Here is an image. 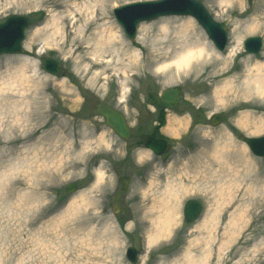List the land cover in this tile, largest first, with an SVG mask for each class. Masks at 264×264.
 <instances>
[{
  "label": "rangeland",
  "instance_id": "rangeland-1",
  "mask_svg": "<svg viewBox=\"0 0 264 264\" xmlns=\"http://www.w3.org/2000/svg\"><path fill=\"white\" fill-rule=\"evenodd\" d=\"M76 1L74 6L71 0H0V23L12 16L30 23L23 54L0 57V264H130L127 247L139 252L136 264H264V159L255 158L246 145L248 138L264 136V127L252 133L239 123L244 114L264 121V96L254 105L234 96L222 104L204 98L215 85H239L247 70L254 74L255 64L264 66V0H195L228 31V45L223 53L217 51L192 19L191 42L208 43L220 62L212 56L198 71L195 61L193 75L184 71L173 79L166 75L173 67L157 68L172 57L165 54L179 40L175 28L190 18L142 23L139 27L148 28L143 41L136 36L131 42L113 10L157 0ZM84 5L92 8L81 20L95 17L101 24L108 19L119 32L112 48L123 64L87 69L79 62V23L68 38L51 34L65 20L72 26L68 18L77 21L74 12ZM167 23L164 37L159 29ZM251 37L263 39L255 56L242 49ZM47 58L60 64L63 76L42 71ZM26 60L33 83L22 95L21 88L9 86L13 81L8 71L13 69L8 68ZM130 63L136 67L125 76L112 70ZM172 88L181 90L179 106L159 119L147 118L153 109L145 102L147 95ZM15 103L20 108L12 111ZM99 105L123 113L131 131L128 141L105 126L97 114ZM212 115L220 117L216 128L209 125ZM151 131L168 139L167 155L155 158L143 149L139 137ZM245 157L253 168L241 163ZM122 176L131 181L120 201L119 210L125 209L120 215L112 207ZM71 183L76 189L66 193ZM168 185L175 193H185L179 196L170 233L151 244L153 201L168 197ZM189 200L200 202L203 212L187 226L183 206Z\"/></svg>",
  "mask_w": 264,
  "mask_h": 264
},
{
  "label": "bare ground",
  "instance_id": "bare-ground-1",
  "mask_svg": "<svg viewBox=\"0 0 264 264\" xmlns=\"http://www.w3.org/2000/svg\"><path fill=\"white\" fill-rule=\"evenodd\" d=\"M72 4L76 6V0H71ZM104 4H108L110 0H102ZM100 1V2H102ZM98 7V6H97ZM105 7V5H104ZM91 6L84 5L81 9H77L74 13H78V20L74 21V17L70 16L68 20H71L72 26H69L67 23V20L63 22V27H56L53 29L55 31L54 33H51L52 35L60 34L64 35L66 34V38L70 36L69 30H72L74 26L79 23L81 26L78 27L76 31V35H78V43L75 44L76 52L79 53L77 59L79 62L85 63V67L87 69L89 68H102L103 66H107L110 68L111 66H114L115 68L121 64H123V59L120 58L119 53L112 48L113 42H117L118 38L116 35L119 33L117 30H114L113 26L108 23V19H105L104 23H99L100 21L95 18L91 17L90 19H84L81 20V17L83 13L88 12V15L90 14L89 11H91ZM94 14V12H91V15ZM97 17V16H96ZM104 18H107L106 15H104ZM170 18V17H168ZM165 19V18H164ZM195 21V20H194ZM59 25V23H58ZM71 25V24H70ZM148 28L145 25H142L138 29V35L137 40L143 41L144 32H146ZM254 30V29H253ZM159 32L163 34L164 37H166L167 33L169 32L168 23L160 26ZM175 34L178 36V41H175V46H171L169 48L170 54H165V57H169L168 55L172 54V57L168 60V63L164 62L158 70L165 71L169 66L173 67L172 70L174 72L172 74L168 73L166 74L170 78H174L178 73L180 72H188L189 74L193 75L195 73L193 63L195 61L196 65L198 64V71H203L205 67L202 66V63L206 61L207 59H210L212 56L215 57V62H220V55H217L214 50L209 46L208 43H193L191 42V32H194L193 25H192V18L188 19L186 22L179 25L177 28H175ZM121 40V38H119ZM183 39V40H182ZM52 41V38L49 36L46 43ZM121 42V41H120ZM45 43V42H44ZM45 43V44H46ZM133 60H137L138 58V52H134ZM205 64V63H204ZM32 65V64H31ZM205 66V65H204ZM136 66L132 67L131 63L125 68L122 69H112L113 72H121L123 76L127 74V69L135 68ZM254 68V74L251 73V70H247V74L243 75L241 78V83L237 85V81H227L221 88L217 85L214 86V89L212 91L211 95H206L205 99L214 98V102L222 104L225 101L229 100V97H241L244 101L246 100V103H243L245 105H254L256 100H260L262 96H264V66L255 64L253 66ZM9 70L13 69V72L8 71V79L9 81H13L10 87H19L22 89V95L24 93H29L30 91V83H33L30 79V76H28L29 70V62L26 60L22 63L18 64V66H15L12 68L11 66L8 68ZM111 70V71H112ZM37 75V74H34ZM213 76H215V73L212 71ZM177 90V89H176ZM19 92V91H17ZM231 93L232 95H229ZM208 96V97H207ZM27 102L31 100V96L27 95ZM15 107H13L11 110L13 111L15 108H20L19 103L13 104ZM1 106V103H0ZM258 122V128L256 127ZM240 126L251 130L252 133L254 132H261V129L264 127V121L261 118H255L251 114H244L241 117L240 120ZM259 132V133H260ZM241 163L245 167L253 168L254 163L249 160V158L245 157L241 160ZM45 165H42V172ZM223 168V167H222ZM44 174V173H43ZM184 175V174H183ZM183 175H179L178 181L181 183V180ZM101 178L98 174L97 181L100 182ZM167 193L169 194L168 197L159 198L158 200H154V208H152L151 217L150 218V234H149V243H154L155 241H158L160 239H163L166 235L170 233V229L174 226L176 222V216H177V205L179 201V196L182 193L180 191L178 193H175L173 185L166 187Z\"/></svg>",
  "mask_w": 264,
  "mask_h": 264
},
{
  "label": "water",
  "instance_id": "water-1",
  "mask_svg": "<svg viewBox=\"0 0 264 264\" xmlns=\"http://www.w3.org/2000/svg\"><path fill=\"white\" fill-rule=\"evenodd\" d=\"M169 16H184L193 18L206 32L208 38L213 42L219 51H223L227 43L226 31L216 24L208 15L204 7L195 0H162L157 2H145L120 7L114 11V18L123 29L125 36L133 41L135 39L137 26L142 22H150L159 18ZM28 27V20L19 17H11L0 24V56L1 55H19L22 51V42L25 37V31ZM262 46L261 39L251 38L244 43L246 54H257ZM42 69L53 76H59L60 65L52 60H46L42 64ZM179 91L171 89L164 91L161 99L149 94L147 101L154 105L156 109H174L177 105ZM98 114L103 118L105 125L109 127L122 140L129 138V131L123 117L116 111L105 105L98 106ZM219 123V118L214 117L212 125ZM141 141L145 142V147L154 151L156 155L164 152L165 142L154 141L146 136L141 137ZM252 153L257 157H264V138L248 140ZM128 178H120V193L114 198V207L112 212L117 213L119 200L122 193H125ZM75 185L66 188L67 193L75 191ZM201 212V206L194 202L188 201L184 207L185 223H193ZM121 214L124 213L122 210ZM127 259L135 264L137 253L133 249L127 250Z\"/></svg>",
  "mask_w": 264,
  "mask_h": 264
},
{
  "label": "flooded vegetation",
  "instance_id": "flooded-vegetation-1",
  "mask_svg": "<svg viewBox=\"0 0 264 264\" xmlns=\"http://www.w3.org/2000/svg\"><path fill=\"white\" fill-rule=\"evenodd\" d=\"M180 92H181V90H180ZM179 104H180V101H179ZM179 104H178V106H179ZM165 113H166V111L163 110V109L158 110V111H155V110L151 109L150 110V114L146 115V117L147 118H150V116L155 115V117L159 119ZM139 124H141V120L140 119H138V125ZM156 125H158V124H156ZM144 134L147 135V136H149V137H151V138H153V139H155V140H165L169 144V141H168L167 138H165V137H163L161 135L159 136L156 133H154L153 131H151V132H144Z\"/></svg>",
  "mask_w": 264,
  "mask_h": 264
}]
</instances>
